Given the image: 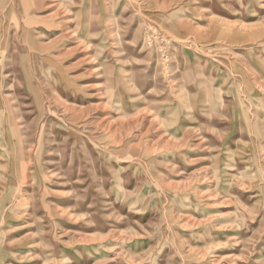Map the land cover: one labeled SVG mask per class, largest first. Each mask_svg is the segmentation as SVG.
I'll use <instances>...</instances> for the list:
<instances>
[{"label": "rangeland", "instance_id": "rangeland-1", "mask_svg": "<svg viewBox=\"0 0 264 264\" xmlns=\"http://www.w3.org/2000/svg\"><path fill=\"white\" fill-rule=\"evenodd\" d=\"M0 264H264V0H0Z\"/></svg>", "mask_w": 264, "mask_h": 264}]
</instances>
